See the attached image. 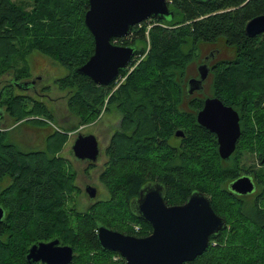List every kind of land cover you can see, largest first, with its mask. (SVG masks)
Listing matches in <instances>:
<instances>
[{"label": "trees", "instance_id": "16d2710c", "mask_svg": "<svg viewBox=\"0 0 264 264\" xmlns=\"http://www.w3.org/2000/svg\"><path fill=\"white\" fill-rule=\"evenodd\" d=\"M26 2L30 11L19 4ZM168 5L174 13L171 21L149 20L136 26L129 37L114 40L136 47L135 58L121 72L119 82L124 81L117 93L124 130L130 129L131 121L137 125L134 137L117 134L109 149L110 159L100 178L110 193L109 201L92 204L85 213L67 207L77 188L76 174L67 171L66 160L59 157L67 133L54 131L44 152H32L12 144L9 132L0 129V204L6 211L0 225V264H42L29 263V249L24 252L12 244L15 232H31L39 243L59 239L74 249L72 264H123L119 254L102 249L97 226L149 236L151 226L131 204L144 186L156 181L150 177L155 172L162 174L158 182L166 186L170 204L186 202L198 191L227 221L226 229L211 236L206 252L186 264H264V167L257 172L262 186L257 197L251 202L239 198L230 190L237 169L229 168L219 156L215 135L197 124L195 114L177 107L189 96L185 75L198 51L201 55L200 46L223 41L235 56L220 64L212 86L214 95L242 117L243 136L235 159L240 163L244 155L245 162L247 155L264 157V34L252 38L245 32L249 21L264 15V0H168ZM88 10L89 0H0V79L14 69V58L21 52L25 58L34 52L49 58L68 70L56 84L68 92V106L81 124L97 120L104 104L101 89L86 76L73 74L94 54L95 41L85 25ZM19 73L22 78L16 75L15 79L27 82L29 70ZM192 101L197 103L196 111L202 107L201 101ZM1 107L15 123L54 121L53 111L43 101L23 95L9 93L4 98L0 93ZM177 129L186 133L185 152L174 151L173 159H163L159 143L164 144L165 137L174 141ZM151 135L153 141L143 144L141 138ZM123 163L132 165L129 172L122 171L125 174L117 172ZM5 179L12 181L7 188L1 185ZM107 256L119 261L106 263Z\"/></svg>", "mask_w": 264, "mask_h": 264}, {"label": "water", "instance_id": "95a60500", "mask_svg": "<svg viewBox=\"0 0 264 264\" xmlns=\"http://www.w3.org/2000/svg\"><path fill=\"white\" fill-rule=\"evenodd\" d=\"M173 17L167 0H89L85 25L95 41L94 54L73 74L89 77L99 86L109 85L126 71L136 55V47L116 46L112 40L129 37L145 21H171ZM245 32L252 38L264 34V15L249 21ZM209 73L206 66L199 68L200 78L188 82V95L204 88ZM24 87L29 89L30 84ZM197 122L216 135L221 159H228L236 151L241 129L239 115L233 108L218 98H208ZM176 135L185 137L182 130ZM72 150L77 160L92 163L98 161L100 154L94 135H80ZM230 190L247 196L256 191V186L250 178L241 177L230 184ZM86 192L91 200L97 196V189L92 186ZM164 194L162 185L149 184L131 204L136 215L153 228L151 235L136 237L99 224L96 232L102 249L119 254L125 261L123 264H186L202 256L211 236L227 228L226 220L216 214L210 199L201 192L192 193L179 206H167ZM5 216L0 204V225ZM74 258V249L62 245L59 239L33 245L27 255L29 263L42 264H72Z\"/></svg>", "mask_w": 264, "mask_h": 264}, {"label": "rangeland", "instance_id": "374dc122", "mask_svg": "<svg viewBox=\"0 0 264 264\" xmlns=\"http://www.w3.org/2000/svg\"><path fill=\"white\" fill-rule=\"evenodd\" d=\"M21 4L25 9L28 11L31 10L30 3H19ZM226 44L223 41H220L218 43H215L214 46L216 48L221 49L223 52V56L221 58H227L232 59L233 52L229 49L225 50L224 46ZM143 47V45H142ZM211 47V44H203L200 46V51H198V56L195 57L188 65V69L186 72V79H189L190 77L194 76V69L199 62L200 58L207 54L208 49ZM228 48H231L233 51L234 49L230 46ZM24 53L21 52L15 57V61L13 63L14 69L12 68L9 72H7L4 77L0 79V93L4 95V98L9 94L13 93L16 95H23L26 96L27 99L33 100L36 99L38 101H43L48 106V109L53 111V123L48 122L45 125L41 126L42 129L49 130L51 129V126L57 131H60L61 133H68L69 131H73V138H75L78 133L83 134L87 128L92 129L94 134L98 136V138L103 143V148L105 149L111 139V133L112 129L109 128V125L112 122H115L116 117L111 116L110 118H100L98 120H95L93 122H88L86 124H81L80 119L72 113L70 107L68 106L69 97L67 91H61L57 88L56 81L64 78L68 75V70H66L64 67L60 66L59 64L53 62L49 58L41 55L38 52H34L31 54L28 58L23 57ZM27 69L29 70V76L27 78V82H32L30 84V88L27 89V87H22V83L24 81H17L15 79L16 75L18 78L20 77L19 73L21 70ZM10 73V74H8ZM31 78V79H30ZM8 84V85H6ZM6 85V86H5ZM208 85V87H207ZM206 90L204 94L208 96L210 94L211 90V81L207 83ZM119 86V85H118ZM46 89V90H45ZM205 97V96H204ZM28 106V109H31L32 104L30 102L26 103ZM0 113L4 115L2 124L0 125L1 128L8 129L9 132V141L16 145L19 149L24 151L32 150H45V146L41 144V142L36 141L34 144H31L33 134L30 132V129L33 127H39L38 124H35L34 122H24V123H18L14 125L13 119L7 114L6 108L1 107ZM30 119H33L30 117ZM41 120L46 119L44 117L39 118ZM91 125V126H89ZM114 125L117 127V123H114ZM71 136V133H70ZM70 139V138H69ZM64 145L62 151H65L68 149L70 152V146H68V142ZM31 144V145H30ZM104 149H102L104 151ZM207 151H210V147H207ZM217 151V148H216ZM215 151V153H216ZM218 152V151H217ZM66 154H63L64 159L66 160L65 169L71 173H75V184L77 186L74 193L69 197L67 207L70 209H74L78 213H85L88 209L91 208L92 204L95 202L101 201V202H107L110 200V193L107 189V187L101 182L99 177L101 178V175L103 171L106 168L105 163L110 159L102 153V156L98 162L93 168L89 169L88 166L84 163L78 162L75 157L73 158L71 156V153L65 152ZM250 156L249 163L251 165L255 164L253 155ZM108 163V162H107ZM106 163V164H107ZM257 164V163H256ZM105 165V166H104ZM72 166V168H71ZM132 165L124 166V163L119 165V168L117 169V172L123 173L122 171L129 172L131 170ZM75 172H73V171ZM123 173V174H125ZM156 174V173H155ZM158 175H162L160 173H157ZM101 183H100V182ZM4 181L3 187H9V182ZM2 185V184H1ZM88 185H91L93 187H96L100 189L101 195L95 200H91L88 195L86 194V187ZM12 244L15 243V245H19L24 252L28 249H30L33 245H36L39 243L34 237L33 233H28V235H22L19 234V232H15L13 238H12ZM215 246V245H214ZM93 255V253H91ZM99 254H96V257ZM114 261H119L118 257L110 256L105 257L106 263H111Z\"/></svg>", "mask_w": 264, "mask_h": 264}, {"label": "flooded vegetation", "instance_id": "af4514ba", "mask_svg": "<svg viewBox=\"0 0 264 264\" xmlns=\"http://www.w3.org/2000/svg\"><path fill=\"white\" fill-rule=\"evenodd\" d=\"M112 42H113V44L114 45H116V46H123V45H119V44H116V43H114V40H112ZM131 47H134V46H132V45H130ZM125 47H129V46H125ZM224 48H225V50H227V49H229V50H231L232 52H233V56H235V51H233L231 48H228V46L227 45H225L224 46ZM223 52L221 51V49H219V48H216V46H214V44L213 45H211V47L208 49V52H207V54L206 55H204V56H202L201 58H200V60H199V62L197 63V65H196V67H195V69H194V76L193 77H190L189 79H187V84L185 85V88H186V91H188V82L191 80V79H199L200 78V76H199V68L201 67V66H206V68L209 70V76H208V78L206 79V81L204 82V88L201 90V91H195L192 95H189L188 97L187 96H185L184 97V99H183V101L182 102H179L178 103V105H177V107H178V109L182 112V113H190V114H195V116H196V121H197V115H198V113L203 109V107H204V103H205V101L208 99V98H218V97H216L215 95H214V93H213V86H212V83H213V80H214V76H215V72H216V70L220 67V64L221 63H223V62H227V61H231V60H233V58L232 59H227V58H221V56H223V54H222ZM136 56V55H135ZM135 56H134V58H135ZM133 58V59H134ZM133 61V60H132ZM131 61V62H132ZM130 65V64H129ZM129 67V66H128ZM92 83H94L95 84V82L92 80V79H90L89 77H87ZM120 79H121V73L119 74V76H118V78L115 80V81H113L112 83H110L109 85H104V86H99V85H97V84H95L99 89H101L103 92H104V104H103V107H102V110H101V114H100V116H99V118L98 119H100V118H104V117H106V118H110L111 116H114V117H116V120H115V122H112L110 125H109V128L110 129H112V135H111V139H110V143H109V145L104 149L103 148V143L101 142V140L98 138V136L96 135V134H94V132L92 131V129H90V128H87L84 132H82L83 134H80V133H78V135L75 137V138H73V131L71 132V131H69L67 134H68V138H70L69 139V142H68V146H70V152L68 151V149L67 150H65V151H62L61 152V154L59 155V157L60 158H64L63 157V154H66L65 152L67 151L68 153H71V156L74 158L75 156H74V152H73V150H72V147H73V145H74V143L76 142V140L78 139V137L80 136V135H82L83 137H88V136H91V135H94L95 137H96V139H97V141H98V144H99V151H100V154H99V158H98V161L97 162H95V163H92V162H88V161H79V160H77L76 158V160L78 161V162H81V163H84V164H86L87 166H88V168L89 169H91V168H93L96 164H98V162H99V160H100V158H101V156H102V153L107 157V159L108 158H110V153H109V149L112 147V145H113V141H114V139H115V137L117 136V134H119V135H122L123 133H125V134H127L130 138H132V137H134V132H135V128H136V123L134 122H130V124H132V126H130V129L129 130H124V117H123V109L120 107V106H118V105H120L121 104V102L122 101H120V95L117 93V91L119 90V86L122 84V82L124 81V80H122V82H119L120 81ZM211 81V90H210V94L208 95V96H206L205 94H204V92H205V90L207 89L206 88V85H207V83H209ZM31 82V81H30ZM25 83H27L26 81H25ZM114 84H115V86H114ZM6 85H8V84H6ZM5 85V86H6ZM119 85V86H118ZM207 87H208V85H207ZM206 88V89H205ZM109 92V95L107 96V93ZM205 96V97H204ZM102 97H103V94H102ZM195 100V101H201L202 102V107L200 108V109H198L197 111H196V106H197V103H195V102H193L192 100ZM219 99V98H218ZM221 100V99H220ZM222 101V100H221ZM223 102V101H222ZM224 103V102H223ZM226 106H228V105H226ZM228 107H230V106H228ZM231 108H233V107H231ZM237 113H238V115H239V118H240V129H241V136H240V138H239V140H238V142H237V147H236V151L228 158V159H226V160H224V162L228 165V167L230 168V167H234L235 166V168L237 169V172H238V176H237V178L236 179H239V178H241V177H248V178H250L251 180H253V182H254V184H255V186H256V192L255 193H253V194H250V195H247V196H245V195H239V194H237L238 196H239V198H241V199H246L245 201H250L251 202V200L252 199H255L256 197H257V195L261 192V185H260V181H259V179H258V177H257V172H258V170H260L261 168H263L264 167V157H262L261 158V160H260V158L258 157V156H253V158H254V161L257 163H255V164H253V165H251L250 163H249V161H250V156L249 155H247V159H246V162H245V155L242 157V162H240V163H238L237 161V159H235L236 158V156H237V151H238V149H239V146H240V142H241V138H242V136H243V126H242V117H241V115H240V113H239V111L238 110H236L235 108H233ZM2 116L4 117V115L2 114ZM127 116L128 117H130L131 115H128L127 114ZM97 119V120H98ZM2 121H3V119L2 120H0V125L2 124ZM99 121V120H98ZM18 123H23V122H18ZM18 123H14V125H16V124H18ZM114 123H117V127L114 125ZM197 124H198V122H197ZM199 125V124H198ZM89 126H91V125H89ZM132 128V129H131ZM0 129H3V128H0ZM4 131H7V132H10L8 129H3ZM179 130H181V129H177L176 131H175V133H174V141H168V138H164V141H165V143L163 144V143H161V141H160V145H161V148L160 149H158L159 151H160V154H162L163 155V159H164V157L165 156H167L169 159H173L175 156H176V154H178V153H180L181 151H183V152H185V150L184 149H182V140L183 139H185L186 138V133H185V137H178L177 135H176V132L177 131H179ZM46 132V133H48L49 135L50 134H53L54 133V130L53 131H51L50 129L49 130H46V129H42V127H41V125L39 126V127H33V128H31L30 129V132L33 134V136L34 137H32V139H31V141H32V143L31 144H34L36 141H39V142H41V144L43 145V146H45V149H46V137H47V135L48 134H46V136H44V139H43V137H42V132ZM182 131H184V130H182ZM70 133H71V136H70ZM213 134V133H212ZM215 135V134H214ZM215 137H216V135H215ZM46 139V140H45ZM153 139V136L151 135V136H145L144 138H141V140L143 141V144L145 143V141L147 142V140L148 141H153L152 140ZM157 140H159V138L157 139ZM167 141V142H166ZM13 144V143H12ZM30 144V145H31ZM154 144V143H153ZM216 144H217V151H218V142H217V137H216ZM156 145H154V147H155ZM159 147V146H158ZM102 149H104V151L102 150ZM30 151H32V152H44V150L42 149V150H32V149H30ZM176 152V154H172L173 152ZM218 154H219V151H218ZM223 160V159H222ZM107 162H109V160L107 161ZM106 162V163H107ZM105 163V165L107 166V164ZM104 165V166H105ZM242 166H244V167H242ZM71 168H72V166H71ZM241 169V170H240ZM73 171V170H72ZM73 172H75V171H73ZM156 173V174H155ZM155 173H150V177L152 178V179H154V180H156V181H154L153 183H148L147 185H149V184H160V185H162L161 183H159L158 181L160 180V175H158L157 174V172H155ZM99 179H100V177H99ZM236 179H235V181H236ZM5 181H8L9 182V186L11 185V183H12V181L10 180V179H5ZM8 182H7V184H8ZM100 182V181H99ZM4 183V181L2 182V186L4 185L3 184ZM101 183V182H100ZM88 186H91V185H88ZM87 186V187H88ZM163 187H164V189H165V194H164V198H165V203H166V205L167 206H179V205H184L186 202H183V203H181V204H170L169 203V201H168V198H167V193H166V186L165 185H162ZM86 187V188H87ZM93 187V186H92ZM145 187V186H144ZM94 188H96V187H94ZM97 189V196H96V198L94 199L95 201H96V199L101 195V191H100V189H98V188H96ZM141 192V191H140ZM234 193V192H233ZM86 194H87V192H86ZM236 194V193H235ZM88 195V194H87ZM139 195H140V193H139ZM139 195H138V197L137 198H139ZM89 197V196H88ZM90 198V197H89ZM136 198V199H137ZM209 198V197H208ZM135 200V199H134ZM133 200V201H134ZM99 202V201H98ZM98 202H95L94 204H96V203H98ZM227 222V221H226ZM151 226V225H150ZM228 226V225H227ZM152 228V227H151ZM152 232H153V228H152ZM152 232H151V234H152ZM150 234V235H151Z\"/></svg>", "mask_w": 264, "mask_h": 264}, {"label": "crops", "instance_id": "0c3cea01", "mask_svg": "<svg viewBox=\"0 0 264 264\" xmlns=\"http://www.w3.org/2000/svg\"><path fill=\"white\" fill-rule=\"evenodd\" d=\"M47 123H48V122H47ZM39 126H40V125H39ZM41 126H43V125H41ZM50 126H51V129H50L51 131L55 130V129L53 128L52 125H50ZM42 134H43L42 137H43V139H44V136H46V134H48V133H46V132L43 131ZM48 135H49V134H48ZM48 135H47V137H48ZM47 137H46V139H47ZM46 139H45V140H46ZM45 142H46V141H45Z\"/></svg>", "mask_w": 264, "mask_h": 264}, {"label": "bare ground", "instance_id": "6f19581e", "mask_svg": "<svg viewBox=\"0 0 264 264\" xmlns=\"http://www.w3.org/2000/svg\"><path fill=\"white\" fill-rule=\"evenodd\" d=\"M145 22H147V21H145ZM145 22H143V23H145ZM143 23H141V24H143ZM141 24H139V25H141ZM26 84H32V82H27Z\"/></svg>", "mask_w": 264, "mask_h": 264}, {"label": "built area", "instance_id": "2783aa9c", "mask_svg": "<svg viewBox=\"0 0 264 264\" xmlns=\"http://www.w3.org/2000/svg\"><path fill=\"white\" fill-rule=\"evenodd\" d=\"M135 229L138 231L139 228L138 227H135Z\"/></svg>", "mask_w": 264, "mask_h": 264}]
</instances>
